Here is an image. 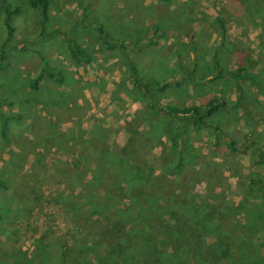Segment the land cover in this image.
<instances>
[{
  "label": "rangeland",
  "instance_id": "rangeland-1",
  "mask_svg": "<svg viewBox=\"0 0 264 264\" xmlns=\"http://www.w3.org/2000/svg\"><path fill=\"white\" fill-rule=\"evenodd\" d=\"M8 1L20 11L11 20L10 35L0 13V55L4 50L7 61L0 59V99L14 102L11 106L0 103V108L17 117L0 121V154L9 171V188L0 192V264H124L127 255L117 243L127 230V211L123 209L129 206L130 194L124 186L116 185L126 166L106 158L104 151H120L128 145L136 162L145 165L147 161L155 167L159 162L175 160L174 133L132 87L121 61L103 51L94 24L103 22L113 36L126 41L151 36L155 32L153 24L163 28L167 33L158 35L156 44L133 52L138 66L147 73L155 71L158 77L173 76L172 70L159 65L160 61L175 60L185 52L182 59L187 64L190 51L193 54L191 47L195 46L194 74L207 78L200 87L204 93L202 103L215 90V84L208 82L214 71L211 57L220 40L215 16L223 18L226 36L231 39V48L224 47L228 59L236 53L233 49H242V41L237 38L242 36L246 58L251 55L264 62V45L260 46L255 31V25L264 27L258 18L259 8L255 9L257 1L49 0L50 17L44 30L56 29L58 33L48 36L41 35L38 12L28 0ZM65 35L85 47L93 55L92 61L75 63L66 48ZM39 55L48 64L61 66L68 76L61 86L46 81L40 91L33 93L27 81L40 72ZM253 70L261 72L262 85L250 82L253 94L248 103L260 98L261 107L254 103L256 112L237 109L228 116L232 123L224 132L234 141L235 149L226 145V138H216L209 129L192 133L183 171L169 175L186 183L183 190L191 191H185L183 198L190 201L191 193L196 192V200L205 203L206 208L215 206V222L223 231L232 225L249 236L247 252L251 257L235 247L228 249L225 233L215 230V260L208 256L206 246L185 264H264V228L255 229L260 219L255 215H264V192L257 180L260 165L253 162L264 133V64ZM161 96L167 103L165 95ZM184 99L193 104L200 97L184 94ZM55 101L62 104L55 105ZM5 124L11 125L12 131ZM175 125L173 121L171 128ZM50 131L53 137L42 136ZM9 156L12 158L6 159ZM152 156L158 158L153 160ZM84 192L105 201L92 202L94 206L86 204ZM165 212L156 209L142 216L148 225L146 231L153 230L151 223L155 228L163 227L157 239L131 250H137V256L151 264H176L175 257L185 249L191 235L187 222L173 219L175 212ZM248 217L253 219L251 225H246ZM167 224L187 227V233L168 235ZM63 242L73 248L65 262L59 254ZM212 250L210 247L208 251Z\"/></svg>",
  "mask_w": 264,
  "mask_h": 264
},
{
  "label": "trees",
  "instance_id": "trees-1",
  "mask_svg": "<svg viewBox=\"0 0 264 264\" xmlns=\"http://www.w3.org/2000/svg\"><path fill=\"white\" fill-rule=\"evenodd\" d=\"M256 1V4L260 6L259 8H262L264 10V0ZM28 2L29 5L32 8H35L38 12V22L41 26V35L48 36L52 33H58V30L56 29L48 32L44 30V24L49 20L50 17L49 0H28ZM19 11L20 8L18 6H13V4L8 0H0V13L3 14V25L5 26V28H7L8 35H10L13 31L11 20L13 16L19 13ZM215 21L219 22V35L222 42V39L225 35L223 24L224 22L218 17H216ZM94 27L97 31V38L99 40V43L102 45L103 51L110 53V55L117 57L118 60L121 61L126 69L132 87L137 91L142 99H145L147 101V107L150 108L153 113L158 114L166 120L167 124L170 125L171 132L174 133L173 151L175 154V160L159 162L155 167L150 166L147 161L145 165L138 161L136 162L134 158H132V154L128 151V148L130 147L128 145L123 146L120 151H104L106 158L110 159L111 161L120 162L121 166H126V170H124V173L120 175V179L118 180L119 182H117L116 185L119 187L124 186L125 190H127V192H129L130 194L128 200L129 206L126 205V208L123 209V212L127 211V213L125 214V216L128 218L127 230L125 235L123 234L124 238L122 240H118L117 243V245L124 249V254L127 255L124 264L152 263L150 260L138 257L136 251L138 250V247H141L140 243H148L151 240L157 239L159 232L162 230L163 226H157L158 228H155V224L151 223L149 227L153 228V230L146 231L148 225L145 224L142 220L143 215H145L146 213L150 215L152 211L156 209L166 211V214H168V212H175V215H171L172 218L177 219V221L179 222H187L189 230L191 231V235L188 234L189 239L187 245L185 246V249L181 250L177 258L175 257L176 264H179L180 262H183L184 264L190 263V261L195 259L198 253L203 252V249L206 246H208V248L205 249V251L209 253L208 256H211L213 258L212 260H215V230L219 231L221 235L225 233L223 237L225 239H228V249L235 247L237 248V251H239L242 255L250 258V251L247 252L249 245L248 241L250 239L249 236H244V234H242L236 228L232 227V225H230L226 230L223 231L220 228V225L215 222V206H211L212 208H206L207 205L205 203H200L196 200V197L199 195L196 192L191 193V202L187 200L186 197L183 198L185 191L187 193L191 192L189 190H183V185H186V183H184L182 180L179 181L174 178H169V175L172 176L178 171H183V162L184 159H186L185 153L190 147L189 137L192 135V133H198L200 131H203L204 129H209L213 131V134L216 138H226V145L231 150L235 149L234 141L228 139L227 135L224 132V129L215 122V116L217 115L219 109L222 107L223 101H221V99L217 96H211L201 104H193L190 106L182 104L168 106L161 101V95L166 94V92L171 88V83L161 77H158V75L155 74V71V73H147L145 68H140L136 63L133 54V52H136L137 50H144L150 44H156L158 42L157 36L165 35L167 33L159 25L153 24V28L155 30L154 34L143 39H137L135 41H126L122 38L113 36V34H111V32L101 21L96 22L94 24ZM189 37L191 42H193L194 38L192 34H189ZM64 39L66 41V48L68 49L69 55L71 59L75 61V63L82 64L92 61L93 55L88 52V50H86V48L83 47L76 39H74L70 35H65ZM191 48L193 49V53H195V46H192ZM39 57L41 60L40 72L36 73L34 76L28 79V90L33 93L38 92L41 90L42 84L46 81L53 86L63 85L68 76L66 71L61 66H53L48 64V62L42 55H39ZM217 58L218 57L215 56V54H213L211 57L213 70L215 71V67L218 68L216 73L213 71L212 78L230 74V72L224 71L223 68H219L220 63ZM0 59L5 63L7 62L5 60L6 56L4 54V50L1 51ZM2 65L0 64V66ZM195 67L196 62H194L193 66L190 67V70L186 72V79L190 80L192 83L198 84L206 77L195 76ZM245 71V69L240 67L239 74L236 77V88L239 92L241 90V85L238 83L239 78L250 79L257 85L261 84V82L256 81L251 74H247ZM176 84L179 85L180 82L176 81ZM17 98H19V96H17ZM13 102V100H7L6 98L0 99L1 104H5L8 106L12 105ZM11 117L13 118L17 116H13L12 114H5L0 108L1 122H4ZM173 121H175L176 125L174 126V128H171V124L173 123ZM156 158L158 157L152 156L151 159L154 160ZM10 162L12 161H9L7 163L9 164V166ZM253 162L260 165V170L257 174V180L261 185L260 188L264 192V143L258 144V146H256V156L253 159ZM5 167L6 166L4 164L3 172L0 174L1 193L9 188V184L7 183L9 180V171H7L8 168ZM157 170L158 174H156ZM91 182H94V178ZM149 188H151V190L148 193L146 190H148ZM83 195V200L86 201V204L91 203V206H94V203L92 202L99 201L100 203L105 201V198L99 199L97 196L88 192H84ZM2 196L5 197L3 194ZM1 206L2 205H0V207ZM93 209H96V207H93L92 210ZM257 212H259L258 209ZM255 216L257 218H260L256 222L255 229L264 228L263 213L259 212ZM129 217H131L130 220ZM187 220H189V222ZM252 220V218L248 217L246 225H251ZM165 224L163 222V225ZM168 227V235H172L177 231L180 233H187V227L182 228V226H173L171 224L170 226L168 225ZM228 232H230V236H228ZM119 233H121L120 229ZM121 236L122 233L119 234L118 238H120ZM66 245L67 244L63 242L61 247H59L60 258L63 259L64 262L68 260V256L70 253L69 250L73 249L72 247ZM111 245L112 243H110V246ZM130 246H132L131 249ZM133 247H137V250L131 251L133 250ZM210 247L213 249L212 251H208ZM111 250H114V248L112 249V246ZM78 251L80 250H76V252ZM130 252H132L134 256L132 254L129 255ZM185 254L187 255L184 256Z\"/></svg>",
  "mask_w": 264,
  "mask_h": 264
},
{
  "label": "crops",
  "instance_id": "crops-1",
  "mask_svg": "<svg viewBox=\"0 0 264 264\" xmlns=\"http://www.w3.org/2000/svg\"><path fill=\"white\" fill-rule=\"evenodd\" d=\"M254 1H256V0H254ZM259 7H260L259 5H256L255 9L258 10ZM258 12L260 13V15H258L260 22H262L264 24V20H263L264 10L262 8H259ZM261 16H262V18H261ZM216 17L222 19V21L224 22L223 18H221L219 15L215 16V20H216ZM262 29H264V27H262V25L261 26L255 25L256 35L258 38L260 37L259 39H261V40H259L261 47H263V45H264V36H262V33H263ZM219 31H220V28H219ZM219 31H218V36L220 37ZM224 33H225V35H224V38L222 39V42H221V38H219L220 40L218 42H216L215 56L218 57L217 59L220 63L219 68H223L224 71H228V72H230V74H227L225 76H220V77H214V78H212V76H211V79L208 81V82H211L212 84H215V88H214L215 90H213L211 92L212 95L208 96V99L211 96H217L221 99V101H223L222 107L219 109L217 115L215 116V122L218 125H220L223 129L230 126V125H228V123L229 122L232 123V120L228 116L234 115L235 111H237V109H244V111H246V112H248V110H249V112H256L257 109L255 107H252V105L254 103H256L259 108L261 107V104L259 102L261 100L260 98H257V100L256 99L253 100L251 103H248V101H249L250 95L253 94V88H250V82L256 86H261L262 84L257 85L256 83H254L250 79L239 78L238 83L241 85V90L239 92L236 88V77L239 74L240 67H242L243 69L246 70L245 72L247 74H251L255 78L256 81L261 82V76H260L261 72H255L253 69L255 66H259V64L260 65L264 64L262 59L258 60L257 58H255L251 55H250L251 58H246V54L244 53L245 52L244 48H245L246 42L244 40H241L242 36L237 37L238 40L242 41V42H240V44L243 45L242 49H239V50L233 49L232 53H234V51L236 53L233 54V57H232V54L230 53V56L232 58L228 59L227 57L229 56V54L224 50V47H226V48L230 47L231 48V46H230L231 45V39L228 36H226L227 34L225 31V28H224ZM244 37H247V35H245ZM254 46L256 47L257 44H255ZM249 49L250 48H248L247 50L250 52ZM186 54L187 53L184 52L183 56H185ZM190 55H191V57L189 59L190 62L187 64L183 63V59H182L183 56L181 53H179V57H177L175 60L167 59V61H166V59H163V61L159 62V65L161 64L163 68L167 67L170 70H172V72H173V76L171 75V76H169V78L161 77V78H163V79H165L171 83V88L166 92V94H164L166 99H168V102L165 103L161 100L165 105L172 106L175 104H182V105L190 106L193 104H201L200 101L203 98V97L201 98V96L204 93L202 92L200 87L207 80V78L200 81L198 84L192 83L190 80L186 79V76H187L186 72L190 70V67L193 66L194 62H197L195 54L194 53L192 54L190 51ZM251 60H252V62L250 63ZM166 62L169 64L168 66H167V64H165ZM172 62H174V63H172ZM174 65H176V66H174ZM169 66H172V67H169ZM217 69L218 68L215 67V73H216ZM176 81H179L180 84L177 85ZM251 91H252V93H251ZM184 94L186 96H188L189 98L196 99V98L200 97V99L198 102H195L193 104H188V100L184 99ZM18 100L19 99H16V102H18ZM206 100H207V98H206ZM144 101H145L146 106H147V101L146 100H144ZM54 104L56 105V104H62V103L55 101ZM226 112L229 114L227 115ZM4 127L6 129L9 128L12 131L11 125L5 124ZM8 133H9L8 130L4 131V135L6 137H8ZM4 135H2V136H4ZM42 136L43 137H46V136L53 137L54 132L50 131L48 134H43ZM262 143H264V133L261 134V141L259 144H262ZM2 146L3 145H2V141H1L0 142V149L2 148ZM44 148H45V146H44ZM31 152H32V150H31ZM11 158L12 157L9 156V158H6V159L9 160ZM4 160H5V157L2 154H0V174L3 172L4 164H2V161H4ZM186 255L187 254H185L184 256H186Z\"/></svg>",
  "mask_w": 264,
  "mask_h": 264
}]
</instances>
